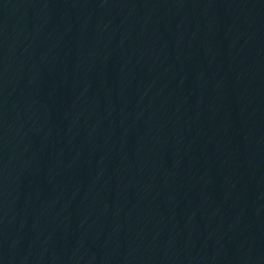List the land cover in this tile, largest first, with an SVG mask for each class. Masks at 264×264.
<instances>
[{
  "label": "water",
  "instance_id": "obj_1",
  "mask_svg": "<svg viewBox=\"0 0 264 264\" xmlns=\"http://www.w3.org/2000/svg\"><path fill=\"white\" fill-rule=\"evenodd\" d=\"M0 264H264V0H0Z\"/></svg>",
  "mask_w": 264,
  "mask_h": 264
}]
</instances>
